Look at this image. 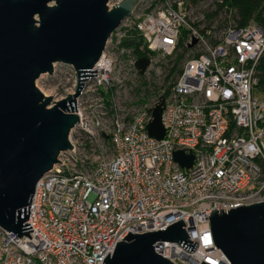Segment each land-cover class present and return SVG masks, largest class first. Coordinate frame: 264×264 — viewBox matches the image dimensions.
I'll return each instance as SVG.
<instances>
[{"label": "built area", "instance_id": "built-area-1", "mask_svg": "<svg viewBox=\"0 0 264 264\" xmlns=\"http://www.w3.org/2000/svg\"><path fill=\"white\" fill-rule=\"evenodd\" d=\"M140 1V57H132L135 47L107 45L94 69L98 77L87 81L93 87L78 99L80 123L73 132L89 141L72 143L62 164L37 185L27 222L32 239L0 228V264H104L129 233L159 232L180 221L198 248L190 253L163 242L156 245L158 255L173 264H230L215 245L212 211L264 202V101L254 94H264V28L254 20L240 26L237 9L224 6L219 18L231 22L217 37L215 26L191 23L184 1ZM182 47L194 56L185 57L168 97L161 96L166 136L157 140L148 126L160 98L137 103L133 112L125 106L124 113L110 88L123 68L134 83L150 75L158 55L171 68ZM140 58L151 60L145 76L136 67ZM85 94L89 101L81 108ZM179 150L194 154L191 169L175 161Z\"/></svg>", "mask_w": 264, "mask_h": 264}, {"label": "water", "instance_id": "water-1", "mask_svg": "<svg viewBox=\"0 0 264 264\" xmlns=\"http://www.w3.org/2000/svg\"><path fill=\"white\" fill-rule=\"evenodd\" d=\"M0 0V228L19 238L33 232L27 224L39 182L73 150L71 135L80 123L78 99L113 34L140 6V0ZM194 39L191 47L197 44ZM55 64L76 71L75 93L53 102L36 86ZM149 58L136 67L145 76ZM166 98L151 109L149 134L163 140ZM175 161L191 169L193 153L175 152ZM224 213L212 211L211 229L216 247L230 264H264V202ZM180 221L167 229L143 235L129 233L104 264H173L156 253V245L175 242L193 253ZM206 264V263H202Z\"/></svg>", "mask_w": 264, "mask_h": 264}, {"label": "rangeland", "instance_id": "rangeland-1", "mask_svg": "<svg viewBox=\"0 0 264 264\" xmlns=\"http://www.w3.org/2000/svg\"><path fill=\"white\" fill-rule=\"evenodd\" d=\"M123 0H113L110 3V8H113ZM172 5L180 1L185 2V7L187 8V12L189 14V18L191 23L197 24L201 26L202 29L206 27H211V25L215 26L214 29L218 31L217 37L222 35V31H224L226 27V22L230 23L231 19H228L224 14L216 20V22H207L203 21L204 17L209 13H213L216 10V6L213 0H169ZM146 7V6H145ZM155 5L152 6L154 8ZM144 7H140L139 9H135L133 15L125 20L122 26L113 34L110 39L108 46L110 49L112 47H120L121 50H129V47L125 45V41H127L137 29L138 18L142 12ZM187 38V34L183 36V40ZM116 49V48H115ZM183 51H180L179 54H182ZM133 58L140 57V53L135 49L131 52ZM194 54L189 53V56L185 54L186 58L193 57ZM176 59H174L175 61ZM173 61V62H174ZM183 65V63H182ZM181 65V66H182ZM170 68L169 59L158 55L155 56V64L152 70L150 71V75L136 79L134 83V75H129L128 71L123 68L120 73L116 76L111 91L118 97V106L121 108L122 112L127 113L132 110L133 107L138 106L139 102L135 92L137 89H141L145 83H154V87L156 88L155 94L153 95L152 100H149L147 104L155 102L158 100L163 94H168L171 92L172 86L175 82V78L165 81L166 78V70ZM94 85L93 81H90L86 87L87 91H89ZM37 88L46 96L53 97V102L61 101L67 98L69 95H73L75 93L76 87V71L75 69L66 64H55L54 74L42 75L36 82ZM127 93V95L125 94ZM255 97L259 100L264 101V94L260 91H255ZM89 101V100H88ZM87 94L84 95V98L80 101V107L84 108L87 103ZM126 106V107H125ZM139 110V108H138ZM133 112V110H132ZM129 112V113H132ZM88 142L89 140L79 132H73L71 135V142L76 145H82V142ZM105 150L109 153L112 152L113 148L109 141L105 142ZM112 155V154H111ZM0 245H1V235H0ZM1 263V262H0Z\"/></svg>", "mask_w": 264, "mask_h": 264}, {"label": "trees", "instance_id": "trees-1", "mask_svg": "<svg viewBox=\"0 0 264 264\" xmlns=\"http://www.w3.org/2000/svg\"><path fill=\"white\" fill-rule=\"evenodd\" d=\"M225 5H216V10L213 13L207 14V19L216 21L219 18V15L224 10V6L236 8L238 11L237 16H235L236 22L240 26H245L250 23L252 20L256 21L259 25L264 28V0H233L229 2L228 0H224ZM187 32L184 31L183 35H186ZM142 44V39L138 35V31H134L132 36L125 41V45L127 47H135L137 52L139 53V47ZM182 49V54L177 53L176 60L171 64L172 67L169 70V75L167 77V81L171 78H175L177 74L181 72V65L185 59V54L187 50L185 48ZM141 56H146L145 54H141ZM143 78V77H142ZM148 83H145L141 89H137L135 94L139 100L138 105L145 106L149 100H152L153 95L155 94L156 88L152 86L148 87ZM165 97H168L167 94H164Z\"/></svg>", "mask_w": 264, "mask_h": 264}]
</instances>
